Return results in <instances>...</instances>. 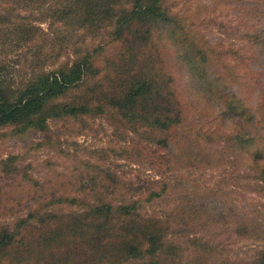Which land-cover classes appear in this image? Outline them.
<instances>
[{
    "label": "rangeland",
    "instance_id": "1",
    "mask_svg": "<svg viewBox=\"0 0 264 264\" xmlns=\"http://www.w3.org/2000/svg\"><path fill=\"white\" fill-rule=\"evenodd\" d=\"M163 3L173 19L155 23L149 43L135 48L141 60H124L134 52L110 26L88 34L77 29L75 43L47 62L55 68L72 63L76 51L91 53L98 70L87 81L93 85L72 87L50 102L84 100L85 112L51 117L44 129L0 125V233L9 230L19 242L0 264H15L21 244L32 249L23 264H44L40 249L64 264H92L84 261L91 254L85 240L99 219L93 207L135 203L138 222L171 220L163 251L147 254L151 242L142 239L145 261L117 254L114 264H264V0ZM36 24L45 33L3 51L15 75L55 55L48 45L54 29ZM176 37L201 50L195 63L182 57ZM122 65L170 95L179 123L157 132L107 105L101 92L115 87ZM228 100L234 109L249 108L254 120L245 129H257V143L228 141ZM116 215L111 225H124ZM59 227L64 238L47 240Z\"/></svg>",
    "mask_w": 264,
    "mask_h": 264
},
{
    "label": "trees",
    "instance_id": "2",
    "mask_svg": "<svg viewBox=\"0 0 264 264\" xmlns=\"http://www.w3.org/2000/svg\"><path fill=\"white\" fill-rule=\"evenodd\" d=\"M0 1V125L31 124L44 129L47 120L51 117L77 115L89 108V103L84 100L77 103L50 105L51 100L67 93L72 87L85 83L86 87L93 85L87 84V81L90 75H97L98 70L89 52L79 53L76 51V57L72 63H61L55 68L47 69L46 64L52 63L51 58L54 59L53 62L58 61L62 54L60 52L68 44L75 43L76 33H81L84 30L88 34L100 27L113 26L116 40L128 44L134 52L128 53L124 60L139 61L143 55L135 54V48L146 46L149 43L154 24L163 21L170 23L173 19L163 3L164 0ZM2 1L9 2L12 6L3 5ZM22 10L28 12V15L20 13ZM36 22H48L49 28L54 29L55 37L48 36L50 37L48 45L55 55H49L46 58L47 61L38 59L39 67L35 65L31 69L22 70L19 75H15V70L7 68V64H5L7 52L3 53V51L9 45L14 44L15 47H18L23 42L29 44L36 40V36H39L41 32L45 33L42 26L37 25ZM61 25L68 29L64 30ZM176 40L182 57L186 61L195 63L201 50H198L190 40L180 37H176ZM179 42H182L181 44L186 50L180 46ZM38 47L40 51L43 48L42 46ZM40 54L42 53L40 52ZM201 58H204L203 54ZM48 61L50 63H47ZM116 70L119 76L113 82L115 87L111 91L103 90L101 92V95L108 101L109 107L131 121L147 123L157 132L165 131L179 123V114L175 111L172 98L163 92L151 77H143L140 74L136 77L131 74L130 67L123 65L117 67ZM232 103L234 102L228 100V106L225 105V109L228 108V122L233 130L231 134H228V141L233 140L235 143L246 144L254 141L257 143V129H245L254 120V116L249 113V108L243 106L242 103L235 109ZM160 194L156 192L155 196L158 197ZM136 209H138L136 203L123 205L118 209H114L109 204L93 207L92 212L96 213L99 219L90 227L92 229L89 234L90 238L85 240L91 254H85L84 262L89 261L92 264H109L111 262L114 264L115 259L118 258L117 254L123 255L120 260H126L124 256L126 258L140 256L141 261H145L143 258L147 254L163 251L161 241L171 220H161L152 216L148 220L138 222L135 219L136 216H139ZM116 213H119V220L124 225H111L113 220L118 218ZM125 220H127V225H125ZM59 229L60 227L47 240L64 238ZM71 235L74 239L75 233ZM15 236L9 230L0 233V259H3V256L6 258L19 243ZM142 239L151 242V250L147 251V254L142 250ZM43 241L41 245L46 244V240ZM21 246L23 250L20 249L16 252L15 264L25 263L32 255L30 254L32 249L29 246L23 244ZM48 248L51 247L46 246L45 249L48 250ZM94 249L95 253L92 252ZM39 252H42L41 260L45 261L44 264H46V259L54 260V264L62 262L61 259L56 258L54 252L50 253V257L44 254V249H40ZM96 252L101 254L96 255ZM103 259L104 261H102ZM141 264H161V262L159 260L154 263L146 261Z\"/></svg>",
    "mask_w": 264,
    "mask_h": 264
}]
</instances>
